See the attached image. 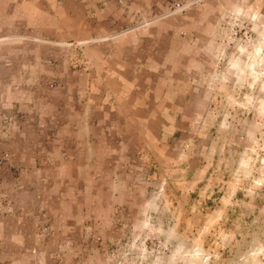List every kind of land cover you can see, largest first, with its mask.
<instances>
[{"label": "rangeland", "instance_id": "rangeland-1", "mask_svg": "<svg viewBox=\"0 0 264 264\" xmlns=\"http://www.w3.org/2000/svg\"><path fill=\"white\" fill-rule=\"evenodd\" d=\"M0 264H264V0H0Z\"/></svg>", "mask_w": 264, "mask_h": 264}, {"label": "crops", "instance_id": "crops-1", "mask_svg": "<svg viewBox=\"0 0 264 264\" xmlns=\"http://www.w3.org/2000/svg\"><path fill=\"white\" fill-rule=\"evenodd\" d=\"M71 118V117H70ZM135 118V112L129 111V116L128 118L124 119V121H121L120 123L117 122H112L111 126H108L106 134L108 135V140H107V145L108 148L106 149V152L102 154L101 158L104 162H106V165L104 166V170L108 171L109 173H112L114 171V166L115 162L116 168L120 169L122 164L120 162L122 161H127L130 163H134L137 161H143L147 158H149L150 153H151V147L153 142L150 141V128L149 125L142 128V131L138 127V122H134L133 119ZM137 119V116H136ZM110 124V122H108ZM84 131L88 130V125L84 126ZM91 132V131H90ZM79 138V137H78ZM82 138V137H81ZM78 146L76 149H73L74 151H70L67 153H58L54 154V156L49 157V153L46 152L42 158H40V155L37 154L36 159L40 160H53V161H92L97 158L94 148H92V140L83 137V139H80L78 142ZM43 154V153H42ZM133 167V165H130ZM80 167V170H76V174H73L75 178H80L84 176H89L90 174H87L86 172L82 173V170L84 169L83 166H78ZM50 169V168H49ZM51 170V169H50ZM49 171V170H48ZM53 176H60L61 169L60 167L52 168L51 170ZM37 177L39 176H44L45 175V170L40 169L35 171ZM109 176L107 174L106 179H109ZM107 185H110V189L112 190L113 186H116L117 183L109 182L107 180ZM60 188V187H59ZM54 192H58V189L53 186L51 188ZM78 190V188H76ZM109 192V189H107ZM38 197L42 198V192L41 190L37 191ZM55 194V193H54ZM24 226L23 223L20 224L19 230ZM15 231V230H14ZM21 234H23V231H21Z\"/></svg>", "mask_w": 264, "mask_h": 264}]
</instances>
